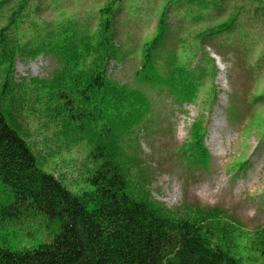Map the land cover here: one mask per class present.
Masks as SVG:
<instances>
[{"label": "rangeland", "instance_id": "obj_1", "mask_svg": "<svg viewBox=\"0 0 264 264\" xmlns=\"http://www.w3.org/2000/svg\"><path fill=\"white\" fill-rule=\"evenodd\" d=\"M22 2L0 3V30L7 26L10 48L28 50L26 43L69 41L74 32L90 35L96 43L105 19L111 18L106 31L112 33L121 56L109 62L108 73L146 91L153 101L150 127L140 128L130 138L129 151L140 158L132 179L173 210L185 205L223 209L236 226H230L222 242L245 264H264V244L256 233L264 226V100L251 104L256 95L264 94V0H27L16 14ZM112 3L116 12L103 15L101 9ZM164 14L169 29L157 58L159 66L178 53L181 62L189 60L191 68L198 69L196 74L206 72L197 99L190 104H178L168 90L159 95L135 77L142 51L156 37ZM12 17H19L14 24ZM228 22L229 29L212 33ZM210 57L216 66L214 76ZM58 67L51 55L19 57L15 78H50ZM211 91L217 93L214 102ZM203 118L211 154L208 169L184 165L177 151L190 138L193 121ZM24 119L22 132L40 166L77 193L88 189L92 145L86 138L78 139L86 130L74 129L73 122L62 133L61 121L30 112ZM244 159L250 163L238 169L237 163ZM60 229L57 218L42 212L8 218L0 223V247L34 248L51 242Z\"/></svg>", "mask_w": 264, "mask_h": 264}, {"label": "trees", "instance_id": "obj_2", "mask_svg": "<svg viewBox=\"0 0 264 264\" xmlns=\"http://www.w3.org/2000/svg\"><path fill=\"white\" fill-rule=\"evenodd\" d=\"M214 1L218 2L210 0ZM101 10L105 16L116 12L113 3ZM18 18L12 17V24ZM166 20L164 14L156 37L143 49L135 77L159 95L168 90L178 104H190L196 101L206 72L196 74L198 69L191 68L189 60L181 62L178 53L159 66L157 58L169 29ZM111 24V18L105 19L96 43L90 35L74 32L69 41L26 43L28 50L10 48L7 26L0 30V223L42 212L57 218L61 226L51 242L34 248L0 247V264H245L222 242L230 226H236L223 209L185 205L173 210L132 179L140 158L129 151L130 138L140 128L150 127L153 101L146 91L108 73L109 62L121 56L112 33L106 31ZM231 25L224 23L212 33ZM40 54L58 61L53 75L18 81L16 60ZM210 60L214 76L216 66ZM216 98V91H211L210 101ZM262 100L264 94H258L251 104ZM227 110L231 113L233 105ZM29 112L61 121L62 133L73 122L74 129L86 130L78 139L86 138L92 145L88 189L77 193L40 166L37 152L22 132ZM189 131L190 138L178 152L180 160L192 168L208 169V124L204 118L196 119ZM248 163L244 159L237 168L246 169ZM256 233L264 244V226Z\"/></svg>", "mask_w": 264, "mask_h": 264}]
</instances>
